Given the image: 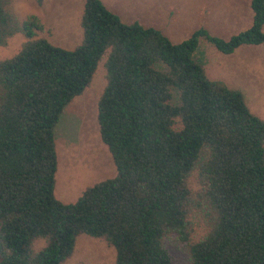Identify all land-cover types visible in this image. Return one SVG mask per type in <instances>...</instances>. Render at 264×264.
<instances>
[{"label": "trees", "instance_id": "obj_1", "mask_svg": "<svg viewBox=\"0 0 264 264\" xmlns=\"http://www.w3.org/2000/svg\"><path fill=\"white\" fill-rule=\"evenodd\" d=\"M10 2L0 0V46L26 39L0 60V264H61L80 234L112 246L115 264H173L174 233L188 264H264V119L194 56L202 40L223 54L264 44V0H250L244 30L226 38L201 26L177 43L84 0L73 49L35 37L38 18L21 22ZM105 53L97 118L116 174L63 202L54 128ZM192 210L208 226L193 241Z\"/></svg>", "mask_w": 264, "mask_h": 264}, {"label": "rangeland", "instance_id": "obj_2", "mask_svg": "<svg viewBox=\"0 0 264 264\" xmlns=\"http://www.w3.org/2000/svg\"><path fill=\"white\" fill-rule=\"evenodd\" d=\"M43 1L11 0L9 6L19 13L21 22L26 15H38L42 28L35 31V37L46 38L66 49L76 47L82 39L80 19L84 0ZM101 1L123 22L138 21L153 26L174 43L186 39L201 26L227 38L252 22L250 0ZM25 39L21 33L9 38L6 45L0 46V60L12 57ZM106 54L89 85L65 106L54 128L57 154L54 194L63 202L75 201L88 186L116 174L111 154L101 139L97 118L98 100L106 84ZM194 56L209 79L240 90L251 112L264 119V44L242 45L231 54H223L202 40ZM188 184L192 191L199 188L195 171ZM206 221L203 212H190L191 241L205 234ZM176 237L175 233L171 234L166 241L173 264H188L186 245ZM42 244L43 240L38 239L34 247L37 249ZM61 264H115V249L103 240L80 234L72 256Z\"/></svg>", "mask_w": 264, "mask_h": 264}, {"label": "crops", "instance_id": "obj_3", "mask_svg": "<svg viewBox=\"0 0 264 264\" xmlns=\"http://www.w3.org/2000/svg\"><path fill=\"white\" fill-rule=\"evenodd\" d=\"M44 1H45V0H44ZM44 1H43V2H44ZM15 11H16V10H15ZM15 11H14V12H15ZM112 12H113V11H112ZM15 13H16V15H17V17H18V14H19V13H18V12H15ZM28 15H29V14H28ZM33 15L38 17L37 14H33ZM117 15H118V14H117ZM27 17H28V16L26 15V16L23 18V20H24L25 18H27ZM119 17H120V16H119ZM133 22H134V21H133ZM137 22H138V21H137Z\"/></svg>", "mask_w": 264, "mask_h": 264}, {"label": "bare ground", "instance_id": "obj_4", "mask_svg": "<svg viewBox=\"0 0 264 264\" xmlns=\"http://www.w3.org/2000/svg\"><path fill=\"white\" fill-rule=\"evenodd\" d=\"M96 155V154H95ZM94 156V155H93Z\"/></svg>", "mask_w": 264, "mask_h": 264}]
</instances>
